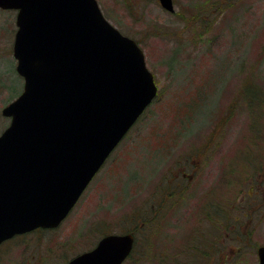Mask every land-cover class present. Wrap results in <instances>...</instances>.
<instances>
[{
  "label": "rangeland",
  "instance_id": "374dc122",
  "mask_svg": "<svg viewBox=\"0 0 264 264\" xmlns=\"http://www.w3.org/2000/svg\"><path fill=\"white\" fill-rule=\"evenodd\" d=\"M97 1L143 50L158 96L64 223L3 243L0 264H65L109 233L135 234L125 264H259L264 0H174V13L158 0ZM17 14L0 9V134L24 89Z\"/></svg>",
  "mask_w": 264,
  "mask_h": 264
},
{
  "label": "water",
  "instance_id": "95a60500",
  "mask_svg": "<svg viewBox=\"0 0 264 264\" xmlns=\"http://www.w3.org/2000/svg\"><path fill=\"white\" fill-rule=\"evenodd\" d=\"M174 13L173 0H159ZM18 11L14 57L24 79L2 110L0 246L59 227L158 93L143 50L97 0H0ZM133 233L108 234L65 264H123ZM264 264V246L258 249Z\"/></svg>",
  "mask_w": 264,
  "mask_h": 264
},
{
  "label": "trees",
  "instance_id": "16d2710c",
  "mask_svg": "<svg viewBox=\"0 0 264 264\" xmlns=\"http://www.w3.org/2000/svg\"><path fill=\"white\" fill-rule=\"evenodd\" d=\"M41 230V229H40ZM39 231V230H38ZM42 231H44V230H42ZM156 232H154V233H152L153 235L155 234ZM152 236V235H151ZM132 258V255L130 256V258L129 259H131Z\"/></svg>",
  "mask_w": 264,
  "mask_h": 264
},
{
  "label": "flooded vegetation",
  "instance_id": "af4514ba",
  "mask_svg": "<svg viewBox=\"0 0 264 264\" xmlns=\"http://www.w3.org/2000/svg\"><path fill=\"white\" fill-rule=\"evenodd\" d=\"M158 2H159V0H158ZM160 4V3H159ZM135 243H136V239H135ZM135 247V246H134ZM134 252V251H133Z\"/></svg>",
  "mask_w": 264,
  "mask_h": 264
}]
</instances>
